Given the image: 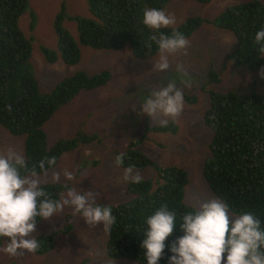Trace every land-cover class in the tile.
<instances>
[{
    "label": "trees",
    "instance_id": "trees-1",
    "mask_svg": "<svg viewBox=\"0 0 264 264\" xmlns=\"http://www.w3.org/2000/svg\"><path fill=\"white\" fill-rule=\"evenodd\" d=\"M207 4L211 0H194ZM170 0H86L90 17H70L62 6L54 17V31L57 38L56 51L41 47L44 60L53 64L58 57L68 66L80 61V46L93 50L118 52L128 47L135 59H148L158 54L157 45L151 49L145 46L153 30L143 23L146 8L164 10ZM29 12L30 22L37 20L30 10L29 0H0V127L14 136L24 137V157L28 168L36 167L44 157H56L57 164L66 153L75 152L78 147L93 142L102 144L96 135L78 133L75 138L59 139L49 146L44 125L63 106L81 91H94L104 87L110 80L106 71L88 75L75 72L58 83L51 92L42 93L29 65L30 41L19 28L20 17ZM66 20L77 24V41L64 28ZM229 33L235 46L229 55L234 67H243L257 73L263 66V58L255 43V33L264 28V3L247 0L224 8L212 20L190 16L176 27L161 29L170 35L173 30L182 33L188 40L203 24ZM31 28L33 29V25ZM210 70L207 84L200 87L209 98L203 115V123L211 131L209 154L202 163V177L214 198L228 204L229 212L241 215L252 212L261 221L264 230V94L253 91L244 93H219L208 86L220 84L222 71ZM184 100L196 104L195 97L184 95ZM146 132H177L173 122L164 126L149 127ZM83 132V131H82ZM140 137L122 151L125 154V169L154 171L152 180H131L122 192L125 200L110 206L116 223L106 233V253L110 259H128L134 264H147L144 249L140 247L147 231L146 220L161 206H167L176 214L173 233L165 241L163 257L158 264H168L172 255L169 246L183 235L180 228L182 217L195 208L184 202V188L188 186L189 172L177 165H159L133 146L144 140ZM121 152H116L115 156ZM54 166V168L57 166ZM47 166V165H46ZM51 171V170H49ZM43 174V173H41ZM71 187L64 183H50L41 187L50 198L59 199L60 194ZM72 215L64 216L63 225L55 232L36 236L40 246L32 255H46L54 248L59 236L67 237L73 232ZM41 219L37 218V223ZM82 264H87L82 262Z\"/></svg>",
    "mask_w": 264,
    "mask_h": 264
},
{
    "label": "rangeland",
    "instance_id": "rangeland-1",
    "mask_svg": "<svg viewBox=\"0 0 264 264\" xmlns=\"http://www.w3.org/2000/svg\"><path fill=\"white\" fill-rule=\"evenodd\" d=\"M243 1L247 0H211L207 4L194 0H170L163 11L175 17L176 23L172 27H176L190 16L212 20L225 7ZM258 1L264 3V0ZM29 2L30 10L36 14L37 20L32 24L28 15L30 11H27L19 19V28L30 41L29 65L42 93L51 92L58 83L78 71L88 75L106 71L110 75V80L104 87L94 91H81L43 127L49 146L59 139L75 138L78 133L90 136L94 133L102 140V144L93 142L82 145L75 152L61 157L54 169H69L75 180L64 181L62 177L60 183L82 191L99 192L97 203L102 206L110 207L123 202L125 198L122 190L131 179H124V169L114 164V157L116 152L124 151L131 142L135 143L144 136L143 141L133 146L134 149L159 165H177L189 172V184L184 188L186 204L198 210L201 203L216 199L201 174L202 163L209 154L211 131L203 123L209 98L200 87L207 84L210 70L219 71L226 64L220 84L208 86V89L219 93L253 91L264 94V78L260 77L259 72L251 73L243 67H234L230 62L228 57L235 46L233 37L204 23L188 39L186 55L170 57V67L166 71L153 68L158 54L148 59H135L128 47L113 52L93 50L82 45L79 47L81 57L77 65L68 66L60 57L55 63L49 64L44 60L40 48L56 51L57 38L53 23L61 7L65 8L70 17L88 18L91 15L86 0ZM63 26L77 41L76 22L66 20ZM262 58L264 66V56ZM177 63L183 65L185 74L176 71ZM171 81H175L183 96L193 95L196 104L191 105L184 100L179 117H159L155 123L146 114L141 115L140 105L150 93L167 86ZM159 119H166V125L175 123L177 132H146V125L161 126ZM23 143V136H14L0 127V152L12 146L24 155ZM136 173H139L141 179L147 180H152L154 175L151 168L133 170V174ZM48 175H51V171ZM41 178L43 179V174ZM66 214L73 217V232L67 237L59 236L54 248L46 255L34 256L25 252L20 257L10 258L0 254V264H134L128 259H110L106 253V233L102 225L95 228L88 226L80 216H74L69 208L50 221L41 220L36 223L35 237L57 231L63 225ZM229 215L230 220L239 216L230 212Z\"/></svg>",
    "mask_w": 264,
    "mask_h": 264
},
{
    "label": "clouds",
    "instance_id": "clouds-1",
    "mask_svg": "<svg viewBox=\"0 0 264 264\" xmlns=\"http://www.w3.org/2000/svg\"><path fill=\"white\" fill-rule=\"evenodd\" d=\"M142 23L154 33L145 46L151 49L153 43L157 45L155 70L166 71L170 67V57L186 55L189 41L182 33L173 30L167 35L160 31L176 23L173 15L146 8ZM255 43L264 56V28L255 33ZM176 71L185 74L180 63L176 64ZM259 75L264 78V66ZM183 107V92L171 81L150 93L140 105V113L155 123L159 117H179ZM159 123L164 126L167 120L159 119ZM125 158L123 152L119 153L114 157V164L123 165ZM56 164V157H44L38 162L40 172H37L36 167L28 168L24 155L15 147L9 146L0 152V254L16 258L25 252L35 253L40 246L34 235L37 218L50 221L66 208L92 228L102 225L105 233L116 223L111 207L97 203L99 192L65 185L67 190L58 200L50 198L41 187L42 183H60L62 177L64 181L75 180L69 169L55 170ZM133 170L131 165L125 168L124 179L138 183L141 176L133 174ZM146 223L148 228L140 247L144 249L147 264H158L164 254L165 241L174 231L176 214L166 205L161 206ZM180 228L183 235L169 246L172 255L168 257V264H264V230L260 219L252 212H244L230 220L228 204L211 199L201 203L198 210L183 215Z\"/></svg>",
    "mask_w": 264,
    "mask_h": 264
},
{
    "label": "crops",
    "instance_id": "crops-1",
    "mask_svg": "<svg viewBox=\"0 0 264 264\" xmlns=\"http://www.w3.org/2000/svg\"><path fill=\"white\" fill-rule=\"evenodd\" d=\"M30 3V2H29ZM29 7H30V5H29Z\"/></svg>",
    "mask_w": 264,
    "mask_h": 264
}]
</instances>
